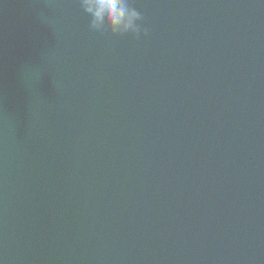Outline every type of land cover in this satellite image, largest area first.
Segmentation results:
<instances>
[{
  "label": "water",
  "instance_id": "95a60500",
  "mask_svg": "<svg viewBox=\"0 0 264 264\" xmlns=\"http://www.w3.org/2000/svg\"><path fill=\"white\" fill-rule=\"evenodd\" d=\"M0 0V264H264V0Z\"/></svg>",
  "mask_w": 264,
  "mask_h": 264
},
{
  "label": "clouds",
  "instance_id": "9594fccd",
  "mask_svg": "<svg viewBox=\"0 0 264 264\" xmlns=\"http://www.w3.org/2000/svg\"><path fill=\"white\" fill-rule=\"evenodd\" d=\"M80 6L89 15V29L103 35L109 29L115 35L131 34L137 39L147 36L148 29L142 26L143 16L134 0H79Z\"/></svg>",
  "mask_w": 264,
  "mask_h": 264
}]
</instances>
